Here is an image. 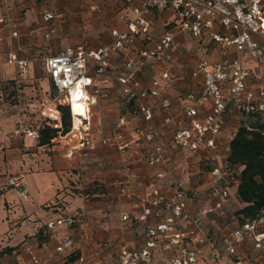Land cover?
I'll list each match as a JSON object with an SVG mask.
<instances>
[{
  "label": "built area",
  "instance_id": "2783aa9c",
  "mask_svg": "<svg viewBox=\"0 0 264 264\" xmlns=\"http://www.w3.org/2000/svg\"><path fill=\"white\" fill-rule=\"evenodd\" d=\"M1 1L7 16L0 21L18 29L19 23L9 18L13 8L9 0ZM77 2L83 17L101 12L96 0ZM103 3L113 9L114 20L122 23L121 28H111L112 42L97 49H89L86 40L68 46L46 59V72L58 97H64L70 108L71 133L80 141L78 149L110 146L123 159L134 149L144 165L155 171V180L169 187L170 192L154 185L138 196L126 178L118 195L138 198L140 212L134 222L144 228L145 242L141 248H132L122 240L118 245L105 242L102 248L113 252L120 264H202L206 247L213 258H218L217 245L205 225L215 215H226L234 189L239 185L242 166L230 162L231 143L242 127L264 133V128L255 126L258 123L264 127V0H103ZM159 16L168 17L160 32L156 25ZM42 17L51 24H60L64 18L53 6L46 7ZM87 29L85 24L83 31ZM13 36H17L16 31ZM185 37L194 40L197 52L190 75L200 80L198 88L189 90L183 99L186 125L173 115V101L167 96L173 84L184 80L175 63L182 54ZM115 54L121 58L118 82L136 109L129 118L121 117L109 133L99 128L98 137L93 138L92 107L100 99L109 98L102 84L108 82L105 75ZM212 55L219 58L211 60ZM12 60L17 61L16 56ZM18 65L24 75L27 62L18 61ZM139 74L151 75L148 86L137 79ZM75 100L86 103L85 115L74 114ZM161 111L165 113L162 123L153 124L155 113ZM129 127L133 131L127 139ZM166 130L171 135L162 143ZM25 132L34 140L40 138L37 129ZM125 170L130 171L126 162ZM7 185L21 201L31 200L29 187L22 178L10 176ZM202 197L210 205L193 211ZM130 219L126 214L122 217L123 221ZM231 220L235 223L237 217L232 215ZM66 221L75 220H54L48 227L54 229ZM263 224L264 209L259 218L230 231L223 230L221 258L238 256V248L247 240L253 241L264 258V232L259 231ZM75 244L73 237L66 235L56 251L65 253ZM80 261L83 263L84 259Z\"/></svg>",
  "mask_w": 264,
  "mask_h": 264
},
{
  "label": "crops",
  "instance_id": "0c3cea01",
  "mask_svg": "<svg viewBox=\"0 0 264 264\" xmlns=\"http://www.w3.org/2000/svg\"><path fill=\"white\" fill-rule=\"evenodd\" d=\"M53 2L64 17L60 24L43 21L44 8L37 5V0H9L13 7L9 18L19 23L16 37H13V29L0 21V264H120L113 252L102 248L105 242L118 245L122 240L132 248H141L145 242L144 228L134 222L140 212V202L138 198L119 197L120 185L126 178L130 179L138 196L154 185L165 192H170V189L155 180V171L144 165L134 149H130L123 159L116 148L110 146L99 145L96 150L78 149L80 141L71 130L65 135L59 132L46 145H40L39 139L34 140L26 134L25 131L31 129L40 131L45 125L62 129L58 106L68 107L64 97L51 98V79L47 72L35 70L33 62L37 58L46 61L66 47L81 44L84 40L88 42L89 49L100 48L112 42L111 28L122 27V23L114 20L113 9L105 6L103 0H96L101 8L99 14L84 17L77 0ZM41 3L44 5V2ZM4 13L5 6L0 0V17ZM167 18H157L159 32ZM85 24L88 25L86 32L83 31ZM48 27H52L55 34L53 44H48L44 35L38 33ZM63 28L69 35L65 37L66 46L59 51ZM183 41L184 48H191L194 43L190 37H185ZM13 56L17 61L12 60ZM218 58L211 56V60ZM18 61L27 62L24 75H21ZM120 62V55L112 56L105 75L108 82L102 84L109 98L100 99L92 107L93 138L98 137L99 128L109 133L121 117L129 118L136 109L134 101H129L124 86L118 82ZM183 64L194 67V59L191 61L186 55L177 57L175 67L186 76L170 87L167 96L173 101V115L180 124L186 125L188 120L184 114L183 99L189 90L198 88L200 80L192 79L186 69H182ZM252 67L256 69L254 63ZM137 79L148 86L151 75L139 74ZM8 81H16L17 89L12 87V90L18 92V101L7 98V93L12 91L5 85ZM21 83L26 85H19ZM147 102L150 103L151 99ZM123 104L127 105L126 108ZM164 116L163 111L155 113L153 124H161ZM132 131L133 127H129L127 139ZM166 131L162 143L171 135L170 130ZM69 153H72L71 157ZM125 162L130 165L129 172L125 170ZM10 176L20 177L26 182L31 195L29 202L21 201L15 190L7 185ZM98 187L102 189L98 191ZM201 199L193 211L210 205L209 201ZM244 206L237 187L226 208V215H215L206 222L205 230L216 243L215 254L219 257L213 258L212 251L206 247L202 264H264L262 251L254 247L252 240H247L238 248V256L221 258L224 255L221 232L239 225L231 220V216L237 217L236 212ZM124 214L131 219L123 221ZM59 219L75 221H66L54 229L48 227L51 221ZM259 231L264 232V224ZM66 235L72 236L76 244L73 249L58 253L56 248ZM210 251L211 255L208 254Z\"/></svg>",
  "mask_w": 264,
  "mask_h": 264
},
{
  "label": "trees",
  "instance_id": "16d2710c",
  "mask_svg": "<svg viewBox=\"0 0 264 264\" xmlns=\"http://www.w3.org/2000/svg\"><path fill=\"white\" fill-rule=\"evenodd\" d=\"M58 110L61 113L62 129L45 125L40 130V145L50 144L59 132L63 135L70 132L72 127L70 108L59 105ZM255 126L264 128L258 123ZM230 162L243 167L238 195L245 206L236 212L237 222L242 225L259 218L264 209V133L262 130L250 132L243 127L240 128L231 143Z\"/></svg>",
  "mask_w": 264,
  "mask_h": 264
},
{
  "label": "rangeland",
  "instance_id": "374dc122",
  "mask_svg": "<svg viewBox=\"0 0 264 264\" xmlns=\"http://www.w3.org/2000/svg\"><path fill=\"white\" fill-rule=\"evenodd\" d=\"M41 2H44V5H42V3ZM52 3V2H51ZM48 4L46 1H43V0H38L37 1V5H39V7L40 8H44L42 11H44L45 10V8L46 7H49V6H53V7H56L57 5H56V3L55 2H53L52 4ZM45 6V7H44ZM25 13V12H24ZM6 16H7V13H4V15H2L0 18L1 19H4V20H6ZM4 24V23H3ZM43 28V27H42ZM13 29V28H12ZM13 31H16V32H18V29H13ZM53 32V28L52 27H48V28H44L43 29V31L40 29L39 30V32L38 33H40L41 35H44V40L48 43V44H53V42H55V41H53L54 39L52 38V37H54V35L55 34H53L52 33ZM17 35H18V33H17ZM47 35H50V37L48 38L47 37ZM61 35H62V38H61V40H62V42H61V49L59 50V51H61L65 46H66V44H67V41H66V36H68L69 34L67 33V30L65 29V28H63L62 30H61ZM13 37H16V36H13ZM39 50H40V48H39ZM58 51V52H59ZM181 57H184V55H186V57H189L190 59H191V61H192V58L194 59V65L193 66H195V62H196V57H195V54L197 53L196 51H195V49H194V47H193V45H192V47L191 48H183L182 50H181ZM35 54V53H34ZM33 55V54H32ZM44 62H46V61H44L43 59H40V58H37L34 62H33V67H34V69L35 70H39L41 73H46V71H45V64H44ZM177 62H179V61H177ZM180 65H181V63H180ZM184 66H182V69L183 70H185L186 69V72H187V74L188 75H190V73H191V71H192V67L190 66H188V65H185V64H183ZM189 69H188V68ZM185 76H186V74H184ZM15 82L16 81H8V82H6L5 83V85H7V87H9L11 90H12V87H14V89H17L16 88V84H15ZM4 84H3V86H5ZM19 85H21V86H24V85H26L25 83H21V84H19ZM50 90H51V98H57V96H58V93L56 92V90H55V88H54V86H53V84L51 83L50 84ZM8 91H10V90H8ZM8 94V96H7V98L8 99H10L11 101H18V96H19V94H18V92L17 91H10V92H8L7 93ZM10 95V96H9ZM23 111L24 112H26V110L25 109H23ZM242 169H243V167H242ZM242 173V172H241ZM102 188H97V190L99 191V190H101ZM95 192H96V190H94ZM234 207L235 208H237V204L235 205L234 204ZM229 214V213H228Z\"/></svg>",
  "mask_w": 264,
  "mask_h": 264
},
{
  "label": "bare ground",
  "instance_id": "6f19581e",
  "mask_svg": "<svg viewBox=\"0 0 264 264\" xmlns=\"http://www.w3.org/2000/svg\"><path fill=\"white\" fill-rule=\"evenodd\" d=\"M73 109H74V114L76 116H83L85 115V111H86V103L83 102L82 100L78 101L75 100V102L73 103ZM79 121H76V123H78Z\"/></svg>",
  "mask_w": 264,
  "mask_h": 264
}]
</instances>
